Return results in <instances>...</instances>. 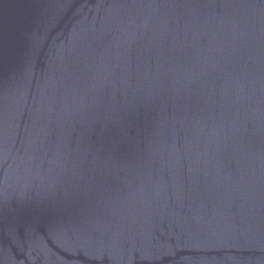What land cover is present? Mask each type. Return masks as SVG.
<instances>
[{"label": "water", "instance_id": "obj_1", "mask_svg": "<svg viewBox=\"0 0 264 264\" xmlns=\"http://www.w3.org/2000/svg\"><path fill=\"white\" fill-rule=\"evenodd\" d=\"M0 264H264V0H0Z\"/></svg>", "mask_w": 264, "mask_h": 264}]
</instances>
